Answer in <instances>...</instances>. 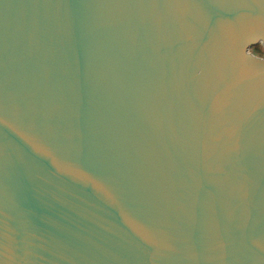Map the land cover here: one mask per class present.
Masks as SVG:
<instances>
[{
    "label": "water",
    "instance_id": "obj_1",
    "mask_svg": "<svg viewBox=\"0 0 264 264\" xmlns=\"http://www.w3.org/2000/svg\"><path fill=\"white\" fill-rule=\"evenodd\" d=\"M264 0H0V264H264Z\"/></svg>",
    "mask_w": 264,
    "mask_h": 264
},
{
    "label": "trees",
    "instance_id": "obj_2",
    "mask_svg": "<svg viewBox=\"0 0 264 264\" xmlns=\"http://www.w3.org/2000/svg\"><path fill=\"white\" fill-rule=\"evenodd\" d=\"M253 50L257 55L264 56V47L262 45L255 46Z\"/></svg>",
    "mask_w": 264,
    "mask_h": 264
},
{
    "label": "rangeland",
    "instance_id": "obj_3",
    "mask_svg": "<svg viewBox=\"0 0 264 264\" xmlns=\"http://www.w3.org/2000/svg\"><path fill=\"white\" fill-rule=\"evenodd\" d=\"M252 52L255 53L253 49H252ZM255 54H256V53H255Z\"/></svg>",
    "mask_w": 264,
    "mask_h": 264
}]
</instances>
